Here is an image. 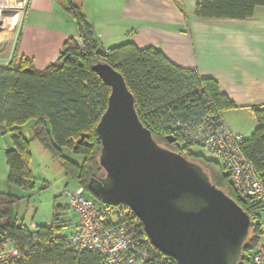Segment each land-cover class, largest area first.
I'll list each match as a JSON object with an SVG mask.
<instances>
[{"label":"trees","instance_id":"trees-1","mask_svg":"<svg viewBox=\"0 0 264 264\" xmlns=\"http://www.w3.org/2000/svg\"><path fill=\"white\" fill-rule=\"evenodd\" d=\"M55 1L75 23L80 41L66 40L57 60L42 70L35 69L24 58L17 59L16 53L7 67H0V134L12 135V148L5 152L7 181L21 189L34 187L28 169L29 141L21 133L33 121L31 140L38 142L88 197L97 199L88 184L102 171L96 126L106 109L110 89L91 68L102 63L123 77L134 98L139 121L155 142L201 166L211 183L255 221L254 212L262 204L238 199L223 164L212 155L195 153L193 149H201L200 145L185 138L177 128V124H199L208 114L221 120L222 112L236 109L220 92L217 82L174 65L154 47L138 49L126 43L103 51L83 11L70 0ZM174 1L177 6L181 2ZM257 7H264V0H198L194 16L246 20L253 17ZM16 47L17 44L14 50ZM252 113L258 127L248 139L242 138L240 150L264 187V111L252 109ZM82 135L87 138L76 145ZM168 137L175 138V142L170 143ZM62 149L81 156L82 160L75 162L65 157ZM19 201L16 196L0 191V247L8 241L18 251V256L5 264H106L97 252L77 251L69 246L66 234L74 220L71 215L69 219L62 218L71 211L67 203H54L50 227H31L17 221L15 208ZM260 237L261 226L254 225L249 230L240 264H247ZM150 252L157 257L146 264H175L170 257L161 262L155 249L150 248Z\"/></svg>","mask_w":264,"mask_h":264},{"label":"crops","instance_id":"crops-1","mask_svg":"<svg viewBox=\"0 0 264 264\" xmlns=\"http://www.w3.org/2000/svg\"><path fill=\"white\" fill-rule=\"evenodd\" d=\"M70 1L91 23L103 51L126 43L154 47L174 65L217 82L236 107L220 114L229 131L248 139L258 127L252 109L264 111V7H257L252 18L226 20L196 18L198 0H181L178 6L174 0ZM69 38L80 41L75 23L55 0H29L16 50L14 41H8L0 58L16 53L17 59L42 70L57 60ZM232 113L241 119L234 120ZM6 151L0 153V178L7 181ZM43 226L50 227L51 221Z\"/></svg>","mask_w":264,"mask_h":264},{"label":"water","instance_id":"water-1","mask_svg":"<svg viewBox=\"0 0 264 264\" xmlns=\"http://www.w3.org/2000/svg\"><path fill=\"white\" fill-rule=\"evenodd\" d=\"M91 69L110 89L96 126L102 171L90 179L91 193L104 204L128 207L150 244L175 264H240L254 226L250 216L201 166L155 142L117 71L102 63Z\"/></svg>","mask_w":264,"mask_h":264},{"label":"built area","instance_id":"built-area-1","mask_svg":"<svg viewBox=\"0 0 264 264\" xmlns=\"http://www.w3.org/2000/svg\"><path fill=\"white\" fill-rule=\"evenodd\" d=\"M28 4L29 0H0V44L16 39L15 32L22 24ZM10 60H4L0 67H7ZM177 128L185 138L195 141L202 151L223 164L238 199L262 204L254 212L253 221L254 225L261 226L260 243L247 264H264V187L240 150L242 137L229 131L211 114L199 124H177ZM63 193L76 215L75 223L66 234L72 249L97 252L106 264H146L157 257L150 252V248H155L150 244L142 223L128 207L104 204L88 197L80 186ZM155 250L161 262L169 258ZM17 256L18 251L8 241L0 247V263H8Z\"/></svg>","mask_w":264,"mask_h":264},{"label":"rangeland","instance_id":"rangeland-1","mask_svg":"<svg viewBox=\"0 0 264 264\" xmlns=\"http://www.w3.org/2000/svg\"><path fill=\"white\" fill-rule=\"evenodd\" d=\"M20 29L21 26L17 30L18 32H15L16 39ZM16 39L12 43H15ZM4 44L6 43L0 44V52L6 49ZM11 48H13V46L9 47V49ZM0 63H4V59L0 58ZM229 116L234 120L241 119L240 113H232V115ZM32 125L33 121H30L21 129V133L25 139L29 141L28 150L30 153V162L28 169L31 172L34 187L32 190L21 189L10 184L5 179L0 178V190L16 196L20 200L15 208L16 218L19 223L23 222L25 225H31V223L46 225L52 219V208L54 203L61 205L66 203V197L62 191H71L75 188L76 184L63 173L58 163L48 152L44 151L38 142L31 140ZM9 143L10 139L7 136H0V153L2 150H7L9 148ZM193 150L197 154L212 157L198 147ZM62 152L65 157L75 162H80L82 160L81 156L72 154L70 150L62 149ZM68 212L69 214L63 215L62 218L69 219L71 215L74 219V212L72 210ZM73 223H75V221Z\"/></svg>","mask_w":264,"mask_h":264}]
</instances>
